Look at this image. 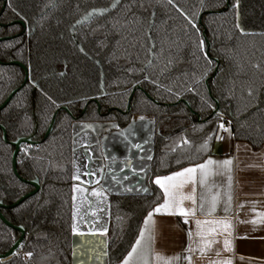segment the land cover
Segmentation results:
<instances>
[{"label": "trees", "instance_id": "16d2710c", "mask_svg": "<svg viewBox=\"0 0 264 264\" xmlns=\"http://www.w3.org/2000/svg\"><path fill=\"white\" fill-rule=\"evenodd\" d=\"M113 1L0 0V37L13 36L0 41V60L16 59L28 68L26 84L0 111V124L8 141L33 135L39 142L20 150L16 168L23 179L40 183L35 195L1 208L27 234L21 253L0 264H25L24 256L27 264H72L74 117L114 121L120 128L136 115L154 123L144 175L149 191L108 198V264L130 250L143 218L162 201L153 179L201 162L225 134L216 106L229 118L226 133L233 140L255 151L264 145V0H116L113 9L70 32L76 19ZM23 77L21 67L0 64V104ZM135 85L140 88L125 113ZM13 149L0 129L4 204L33 189L14 174ZM18 236L0 219V253Z\"/></svg>", "mask_w": 264, "mask_h": 264}, {"label": "crops", "instance_id": "0c3cea01", "mask_svg": "<svg viewBox=\"0 0 264 264\" xmlns=\"http://www.w3.org/2000/svg\"><path fill=\"white\" fill-rule=\"evenodd\" d=\"M107 130L108 126L105 125H78L74 129L73 175L76 173L79 178L73 179L72 184V264H108L106 244L109 194L145 193V189L149 191L144 183V175L148 169V157L152 155V119L135 116L124 129L116 133ZM102 132L108 133L99 139L98 134ZM136 144L140 147H135ZM209 159L214 163L208 166L206 188H200L199 171L197 172V201L202 195L207 196L209 188L213 194L218 192L216 211L212 215H206V204L205 212L201 213L198 203L196 216L189 215L187 223L180 215L154 213L148 225L152 239H147L146 232L145 240L133 258V264L141 257H147L148 264H158L155 254L172 258L171 264H189L184 259L189 255L192 264H223L224 261L228 264H264V216L261 215L264 214V145L255 151L248 143L235 141L229 133H225L213 142L211 154L197 164ZM224 160H231V164L224 165ZM86 172L92 175H85ZM89 180L92 182L89 183ZM74 186L77 189L75 192ZM94 188L99 195L93 193ZM160 190L164 197L161 188ZM184 190L190 191L191 188L186 186ZM160 203H163V198L158 204ZM74 204L76 232H73L72 227ZM184 205L191 207V202L185 201ZM145 217L140 229L144 226ZM196 218H227L230 221V235L218 230L213 237L215 243L203 256L198 251H187L189 248H197L199 238L196 236ZM190 231L191 237L188 235ZM225 238L230 241L228 249L224 248ZM131 249L132 246L129 251ZM128 252L118 264H122Z\"/></svg>", "mask_w": 264, "mask_h": 264}, {"label": "snow or ice", "instance_id": "6c2138e0", "mask_svg": "<svg viewBox=\"0 0 264 264\" xmlns=\"http://www.w3.org/2000/svg\"><path fill=\"white\" fill-rule=\"evenodd\" d=\"M143 120V117L140 118ZM223 127V125H220ZM217 139H220L217 136ZM135 147L139 148L140 145L136 144ZM204 149L207 148V141H205ZM149 159L151 157H148ZM214 161L209 159L204 161L201 164H197L192 167H185L180 169L179 171L172 172L167 176H157L154 183L158 185L163 193V203L158 204L152 211L148 213V215L144 219V226L140 229V235L137 237L135 243L132 245L131 251L128 252L127 256L125 257L122 264H133V258L136 257L137 249L145 240V234L148 233L147 239L151 240V230L148 228V225L151 222V218L153 217L154 213L157 214H168V215H180L185 218L184 222L187 223V217L189 215L195 217L197 213V204L199 203V210L201 213L205 212V205L207 204V212L206 215H212L216 211V205L218 202L219 193L213 194L211 189L209 188L207 196H201L199 202L197 201V172L199 171V186L200 188H206V177L209 174L208 166L213 164ZM224 165H230L231 160H224L222 162ZM79 170H77L78 172ZM85 175L91 176L92 173H85ZM78 175L74 173L73 179H78ZM127 177H125L126 179ZM115 179V177H113ZM231 177H229V180ZM92 181L89 180V183ZM186 186H190V191H185L184 189ZM73 191H77L76 187L74 186ZM82 191V189H81ZM93 193L99 195L97 190L94 188ZM147 192V189H145ZM75 200V197H74ZM185 201L191 202V207H186L184 205ZM230 201V197H229ZM227 211V209H225ZM264 216V214H261ZM76 212H75V204L73 207V232H76ZM196 224V236L199 238L197 240V248L192 249L189 248L187 251L189 252H196L198 251L201 256H203L207 250L211 247L213 243H215L214 235L217 234L218 230L220 233L228 232L230 235V221L227 218L222 219H205L201 220L199 218L195 219ZM103 234V233H101ZM191 237V231L188 233ZM224 248L228 249L230 247L229 239L225 238L224 241ZM155 259L158 264H171L172 258H164L161 257L159 254H155ZM184 259L188 260L189 264H192L191 256H185ZM136 264H148L147 257H141L136 261ZM216 264V262H213ZM223 264H228L227 261H224Z\"/></svg>", "mask_w": 264, "mask_h": 264}, {"label": "water", "instance_id": "95a60500", "mask_svg": "<svg viewBox=\"0 0 264 264\" xmlns=\"http://www.w3.org/2000/svg\"><path fill=\"white\" fill-rule=\"evenodd\" d=\"M114 5H115V1L107 9H101V10H97V11L88 12L79 22H77V24H79L81 22H84V21H88L94 14H100V13L107 12ZM8 38H10V37H0V41L8 39ZM207 46H209V44H207ZM0 63L1 64H15V65H19L24 70V82L19 87L13 89L11 91V93L7 96V98L0 104V110H2L9 103V101L11 100L13 95L24 85V83H25V81L27 79V70H26L25 66L22 63H20L19 61H17V60H12V61H9L7 63H3V62L0 61ZM217 65H218V62H217ZM136 88H138V86H136L134 88V90ZM130 99H131V97H130ZM130 99H129V103H128V106H127V109H126L125 113H127L130 110ZM217 111H218V106H216V108L214 109V112H217ZM54 120H55V115L53 116V119H52V121H51V123H50V125H49V127H48V129H47V131L45 133V135H44L45 137L52 130V126H53ZM0 129L2 130V139L4 141H7L5 128L1 124H0ZM10 144L14 146V149H13V152H12V168H13V172L15 173V175L19 179L30 183L33 186V189L31 191L23 194L17 201H15V202H13L11 204H4L0 200V219L2 220V222L5 225H7L8 227H11L12 229H14V230L19 232V236L16 239V241L13 243V245L7 251H5L4 253H0V261L1 262L10 259L14 254H16V255L18 254L19 248L21 247L22 242L25 239L26 234H27L23 226L14 225L11 222H9L4 217V215L2 214L1 208H13V207L19 205L20 203H22L23 201H25L26 199L30 198L31 196L35 195L40 190V183H39L38 178H34L33 180H28L27 181V180L23 179L22 177H20L18 175V172H17V169H16L17 155L19 153V150H20L21 146L23 144L34 145V144H36V142L32 139V136H27V137H18L14 141H11Z\"/></svg>", "mask_w": 264, "mask_h": 264}, {"label": "flooded vegetation", "instance_id": "af4514ba", "mask_svg": "<svg viewBox=\"0 0 264 264\" xmlns=\"http://www.w3.org/2000/svg\"><path fill=\"white\" fill-rule=\"evenodd\" d=\"M115 1V5H116V0H114ZM113 1V2H114ZM112 2V3H113ZM111 3V4H112ZM110 4V5H111ZM4 5H5V2L3 3V6H2V9L4 8ZM109 5V6H110ZM114 5V6H115ZM108 6V7H109ZM113 6V7H114ZM108 7H106V8H102V9H107ZM113 7L111 8V9H113ZM110 9V10H111ZM97 10H101V9H97ZM96 9L95 10H90V11H97ZM110 10H108V11H110ZM90 11H88V12H90ZM107 11V12H108ZM87 12V13H88ZM107 12H105V13H107ZM86 13V14H87ZM105 13H100V14H105ZM86 14H84L83 16H81V17H79L78 19H76L74 22H73V24L71 25V27H70V32H73V30L77 27V26H81L82 24H85V23H87V22H89V21H91V19L94 17V16H97V15H100V14H94L88 21H84V22H81V23H79V24H77V22H79ZM13 22H16V23H20L22 26H23V29H22V31L21 32H24L25 30H26V26H25V24H24V22L23 21H21V20H14V21H12L11 23H13ZM4 37H10V38H12L13 36H4ZM10 38H8V39H10ZM5 40H7V39H5ZM3 41V40H2ZM13 60H16V59H13ZM1 61V60H0ZM9 61H12V60H8V61H1V62H3V63H7V62H9ZM17 61H19V60H17ZM20 62V61H19ZM20 63H22V62H20ZM1 64V63H0ZM23 64V63H22ZM4 65H15V64H4ZM24 65V64H23ZM17 66H19V65H17ZM25 66V65H24ZM20 67V66H19ZM22 68V67H21ZM25 68H26V70H27V79H26V81H25V83H24V85L26 84V82H27V80H28V68L25 66ZM22 70H23V68H22ZM23 73H24V70H23ZM24 82V77H23V81L21 82V84ZM20 84V85H21ZM19 85V86H20ZM24 85L22 86V87H24ZM19 86H17V87H19ZM136 86H138V88H136V89H139L140 88V85H135L134 87H133V89H132V92H131V94H130V96H129V99H130V97H131V99H132V96H133V93L135 92V90H134V88L136 87ZM17 87H15V88H17ZM21 87V88H22ZM14 88V89H15ZM20 88V89H21ZM19 89V90H20ZM13 90V89H12ZM11 90V91H12ZM18 90V91H19ZM17 91V92H18ZM16 92V93H17ZM11 93V92H10ZM9 93V94H10ZM15 93V94H16ZM8 94V95H9ZM14 94V95H15ZM13 95V96H14ZM7 98V97H6ZM12 99V98H11ZM129 99H128V103H129ZM131 99H130V104H131ZM128 106V105H127ZM6 107V106H5ZM131 107V106H130ZM127 109V108H126ZM60 110H64V111H66L67 113H69V115H71L72 117H74L73 115H72V112L70 111V109L67 107V106H62V107H60ZM97 110H98V112H100L101 111V108H100V105L98 104V106H97ZM1 111V110H0ZM86 111V107H84L83 109H82V111H81V114H83L84 112ZM126 111V110H125ZM129 112V111H128ZM127 112V113H128ZM216 114H218L219 115V117H220V114H222V113H220V112H215ZM55 115V120H56V116H57V111L53 114V116ZM224 115V114H223ZM53 116H52V119H53ZM136 116H138V115H136ZM226 116V115H225ZM135 116H133L132 117V119H131V121H130V123L132 122V120H133V118H134ZM145 117H148V116H145ZM227 117V116H226ZM149 118H151V117H149ZM228 118V117H227ZM52 119H51V121H52ZM152 119V118H151ZM55 120H54V123H55ZM51 121H50V123H51ZM152 121H153V119H152ZM228 121H229V118H228ZM50 123H49V125H50ZM54 123H53V125H54ZM129 123V124H130ZM128 124V125H129ZM2 125V124H1ZM49 125H48V127H49ZM78 125H80V126H83V125H101V126H103V125H105V126H108V132H111V133H116L117 131H120L121 129H124V128H120L118 125H117V123L116 122H114V121H81V120H78L76 117H74V120L72 121V123H71V150H72V180H73V140H74V129H75V127H78ZM127 125V126H128ZM3 126V125H2ZM126 126V127H127ZM4 127V126H3ZM48 129V128H47ZM52 129H53V126H52ZM2 131V130H1ZM6 131V130H5ZM47 131V130H46ZM46 131H45V133H46ZM52 131V130H51ZM50 131V132H51ZM107 132V133H108ZM45 133H44V135H45ZM107 133H99L98 134V137H99V139L102 137V136H104V134H107ZM50 134V133H49ZM48 134V135H49ZM48 135L46 136V137H48ZM30 136H32V139L34 140V138H33V135H30ZM20 137H27V136H20ZM45 136H43V138H46ZM18 138V137H17ZM16 138V139H17ZM6 139H7V137H6ZM153 139H154V123H153ZM14 141V140H13ZM35 142H36V144H34V145H37L39 142L38 141H36V140H34ZM7 142H11V141H8L7 140ZM24 146H27V147H30V146H33V145H27V144H23L22 146H21V148H20V150L24 147ZM14 147V146H13ZM20 150H19V152H20ZM152 152H153V145H152ZM152 156V155H151ZM17 163V162H16ZM148 168H149V161H148ZM17 169V168H16ZM148 170V169H147ZM147 172V171H146ZM15 174V173H14ZM19 175V174H18ZM20 176V175H19ZM21 177V176H20ZM35 178H37V177H35ZM21 180V179H20ZM33 180V179H32ZM23 181V180H22ZM28 181V180H27ZM31 191V190H30ZM29 192V191H28ZM111 194H121V193H111ZM111 194H109V196L111 195ZM109 196H108V198H109Z\"/></svg>", "mask_w": 264, "mask_h": 264}, {"label": "built area", "instance_id": "2783aa9c", "mask_svg": "<svg viewBox=\"0 0 264 264\" xmlns=\"http://www.w3.org/2000/svg\"><path fill=\"white\" fill-rule=\"evenodd\" d=\"M220 125H223V127H220ZM220 125H219V131L221 133H226L228 130V118L223 114H220ZM20 250H21V247L19 248L18 254L21 253ZM23 261L25 264H27V257L26 256H24ZM113 264H118V262H115Z\"/></svg>", "mask_w": 264, "mask_h": 264}, {"label": "rangeland", "instance_id": "374dc122", "mask_svg": "<svg viewBox=\"0 0 264 264\" xmlns=\"http://www.w3.org/2000/svg\"><path fill=\"white\" fill-rule=\"evenodd\" d=\"M80 126V125H79ZM85 126H88V125H85ZM112 163H115L114 161H111Z\"/></svg>", "mask_w": 264, "mask_h": 264}]
</instances>
